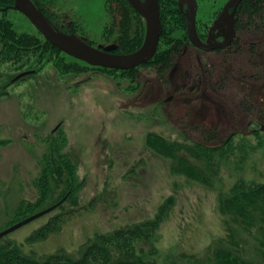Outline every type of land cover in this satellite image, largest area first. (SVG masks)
<instances>
[{
    "label": "rangeland",
    "instance_id": "374dc122",
    "mask_svg": "<svg viewBox=\"0 0 264 264\" xmlns=\"http://www.w3.org/2000/svg\"><path fill=\"white\" fill-rule=\"evenodd\" d=\"M109 1L33 2L45 9L57 29L72 33V28L92 46L113 48L115 33L105 30L112 17ZM227 1L196 0L200 34L217 20ZM178 7L185 11V0ZM5 14L16 31H31L33 26L17 10ZM161 22L166 36L157 50L164 53L162 62L128 71L62 72L56 59L38 62L49 55V48H36L33 57L25 55L18 66L23 67L17 69L0 60V92L6 93L0 97V209L21 201L37 203L47 189L52 191L50 200L64 197L70 189L65 178L61 183L47 176L49 185L44 186L42 171L60 154L74 166V194L62 210L74 209L76 215L44 243L34 245L37 256L74 252L96 232L152 218L162 205L157 246L164 258L180 251L205 259L224 244L241 247L264 262V237L247 234L229 208V242L223 240L217 208L221 196L230 204L233 183L239 191L264 182V136L258 133L264 119V0H242L235 41L223 50L200 51L183 39L175 19L161 17ZM21 73L28 76L14 83ZM232 131L240 133L225 145ZM149 133L188 147L191 138L224 146L206 156L199 153L204 157H198L199 162L185 154L177 173L170 169L171 160L148 146ZM190 161L207 183L184 173L183 164ZM8 190L5 203L3 193ZM97 195L100 203L89 207ZM168 197L171 202L164 205ZM6 222L1 217L0 227ZM43 222L38 219L8 235L18 243Z\"/></svg>",
    "mask_w": 264,
    "mask_h": 264
},
{
    "label": "trees",
    "instance_id": "16d2710c",
    "mask_svg": "<svg viewBox=\"0 0 264 264\" xmlns=\"http://www.w3.org/2000/svg\"><path fill=\"white\" fill-rule=\"evenodd\" d=\"M109 5L112 16L111 24L105 30L106 33H115L110 41L115 46L114 53L128 54L136 51L142 45L144 39L145 24L143 19L131 9L125 0H111ZM159 5L161 17L164 18V20L169 16L175 19L177 24L182 26L181 29L184 33L183 39L188 42L185 18L179 10L178 0H160ZM38 7L45 13L48 19H51V16L44 8L40 6ZM11 10H15L13 0H0V60L4 61L2 64L6 63L12 65L14 68L16 66L15 69H17L20 65L19 63H22L25 55L31 54L33 57L36 55V48L43 50L49 48V55H42L37 60L40 63L44 61L48 64L52 63L50 62L52 59H56L54 62L59 71L82 73L87 71L88 68H99L101 70L113 71L112 69L107 68L90 67L82 61H78L65 55L56 47L45 41L42 35L34 27L31 28V31H16L13 22L9 20L5 14ZM62 31L67 34L76 35V31L72 28L70 30L72 33L65 30ZM165 36L166 35L162 33L160 38H164ZM85 40L87 43L91 44L90 41L87 39ZM56 53H58V55ZM163 56L164 53L157 50L156 54L148 64L151 62L155 64L161 63L162 60L159 59H162ZM23 65L20 67H23ZM33 68L34 67L32 66L31 70ZM30 75L31 74H29V76ZM25 77L26 76H23L18 80L16 79L17 81L14 83L19 82ZM5 94L4 90L1 91L0 97L5 96ZM261 123L264 125V119L261 120ZM258 133L264 136V132H261L259 128ZM231 138L227 142H229ZM146 140L149 142L148 146H150L153 151L164 158L171 160L170 169L171 171L176 172L180 170L177 165L182 164L183 160L181 159H185V157H182L185 154L188 155V157L190 156L192 160L199 162V158L203 157L202 155H198L199 153H203L204 156H206L207 153L217 151L227 143L224 141V144L217 148H209L207 146L217 145H209L202 142L198 144L196 142H190V147H188L184 146V143L180 140H175V142L166 141L165 139L162 140L161 137L154 136L152 133L147 135ZM153 141L155 143H153ZM193 150H195L196 153H193ZM48 163V165H45V169L48 171H42L45 177L41 178L40 184H43L46 180V183L43 185H49L47 176L61 179V183L65 178L66 181L64 184L68 183V188L70 189L67 190L64 197L57 201L50 200L51 197L48 196L52 191L47 189L41 191L42 196L37 203H25L21 201V203H19L20 205L17 203L10 208L8 204H5L4 208L0 209V220L1 217L8 220L4 227H0L1 231L8 226L23 220L26 216L29 217L62 201L52 211L38 218H44L43 224L28 234L23 241L18 243L14 242V240L10 238V235H7L0 240V264H264V262L255 260L254 257L249 256L246 250L241 249V247H230L224 244H220V246L217 245L210 256L205 259H201L194 254L180 251H174L172 255L168 256V258H164V256L159 254L157 246L159 241L158 233L160 224L163 220L161 210H164V208L162 209V205L156 210V213L152 218L127 224L108 232H96L93 237L87 238V243L84 242L79 249L74 252L56 251L37 256L33 253L34 245L44 243L52 235L58 232L63 227V224L76 215V210L74 211V209L68 211L62 210L63 203L74 194V188H72V185L75 182L74 166L68 159L67 155L63 154L59 155V160H53V163L49 161ZM183 165L182 168L184 170L186 169L184 173L189 175V178H193L199 184L207 183L205 181V176L202 174L203 172L194 169L191 161L189 164ZM186 165L189 167H186ZM188 169H194L195 171H189ZM230 186L229 191L232 193L231 197L228 199L230 204L224 201L225 198L222 196L217 204L220 213L219 225L224 236L223 240L229 242L227 237L229 221L228 218L225 217L227 216L225 208H229L230 211H232L235 221L244 228L247 234L254 238L259 237V235L264 237V182L255 183L251 186L248 185L239 191H234L235 189L233 188L236 187L234 183ZM9 193L10 190L3 193L5 203L8 201L6 198L11 194ZM222 193H225V191ZM169 202H171V198L168 197L163 203L164 205H168ZM44 203H47V205L42 206ZM99 203L100 195H97L91 199L88 206L94 208Z\"/></svg>",
    "mask_w": 264,
    "mask_h": 264
},
{
    "label": "water",
    "instance_id": "95a60500",
    "mask_svg": "<svg viewBox=\"0 0 264 264\" xmlns=\"http://www.w3.org/2000/svg\"><path fill=\"white\" fill-rule=\"evenodd\" d=\"M14 9L21 13L29 23L42 35V37L64 54L82 61L92 67H101L120 71H128L150 62L156 54L160 36L162 33V22L159 9V0H126L131 8L143 18L145 22V34L142 45L136 51L128 54H116L113 48H100L87 43L85 39L74 34H67L53 26L43 12L32 0H13ZM187 7L184 14L186 20V34L191 45L204 52L222 49L229 45L235 37L234 14L241 0H228L219 17L210 28L209 37L205 42L199 38L196 30V0H185ZM227 31L223 33V30ZM218 30L224 38L221 43L211 40V32ZM220 32V33H219ZM28 73H21L15 79H19ZM259 130L264 132V125H259ZM251 133V131H249ZM239 131H232L225 143ZM245 134V133H244ZM220 146V145H219ZM219 146H207L217 148ZM56 205L35 213L23 220L0 231V240L10 233L20 229L30 222L42 217L56 208Z\"/></svg>",
    "mask_w": 264,
    "mask_h": 264
},
{
    "label": "flooded vegetation",
    "instance_id": "af4514ba",
    "mask_svg": "<svg viewBox=\"0 0 264 264\" xmlns=\"http://www.w3.org/2000/svg\"><path fill=\"white\" fill-rule=\"evenodd\" d=\"M114 1H116V0H114ZM126 1V0H125ZM180 1L181 0H178V6H179V3H180ZM127 2V1H126ZM159 3H160V0H159ZM241 3H242V0H241V2L239 3V5L237 6V8H236V11H235V14H234V26H235V30H236V32H235V37H234V39L229 43V45L228 46H226L225 48H222V49H216V50H223V49H226L227 47H229L230 45H232V43L235 41V38H236V33H237V26H236V13H237V10H238V8L240 7V5H241ZM127 4L129 5V3L127 2ZM225 5V4H224ZM224 5H223V7H224ZM130 6V5H129ZM131 7V6H130ZM186 7H187V4H186ZM223 7H222V9H223ZM132 9V8H131ZM159 9H160V5H159ZM222 9H221V11H222ZM133 10V9H132ZM179 10L182 12V14H183V16H184V14H185V12H186V9H185V11L184 10H181V8H179ZM134 11V10H133ZM221 11H220V13H219V15L221 14ZM135 12V11H134ZM136 13V12H135ZM137 14V13H136ZM138 15V14H137ZM140 16V15H139ZM219 17V16H218ZM142 18V17H141ZM184 18H185V16H184ZM143 19V18H142ZM144 21V20H143ZM215 22V21H214ZM144 24H145V22H144ZM196 24V23H195ZM213 25V24H212ZM212 25L206 30V33L203 35V33L202 34H200L199 33V31H198V27L196 26V30H197V34H198V36H199V38L201 39V41L202 42H205L206 43V41H207V39H208V37H209V31H210V28L212 27ZM185 27H186V20H185ZM227 31V28L225 29V30H223V33H225ZM220 33V32H219ZM211 40H212V42H214V43H221V42H223V40H224V38H223V36L221 35V34H218V30H215L214 32H211ZM193 46V45H192ZM194 47V46H193ZM196 49H198V50H200V51H202L201 49H199V48H196ZM216 50H213V51H216ZM204 52V51H203ZM210 52V51H209ZM191 138V137H190ZM192 140H193V142H196L197 144L198 143H201L200 141H198V140H196V139H193V138H191Z\"/></svg>",
    "mask_w": 264,
    "mask_h": 264
}]
</instances>
